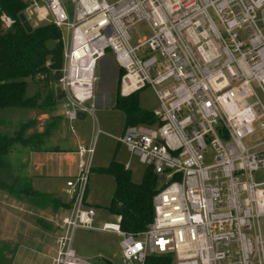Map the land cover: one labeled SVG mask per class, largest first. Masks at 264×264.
Instances as JSON below:
<instances>
[{"label":"built area","instance_id":"obj_1","mask_svg":"<svg viewBox=\"0 0 264 264\" xmlns=\"http://www.w3.org/2000/svg\"><path fill=\"white\" fill-rule=\"evenodd\" d=\"M24 1L32 26L68 35L56 82L66 119L94 117L87 103L107 53L122 72L121 97L150 87L158 102L154 123L129 124L117 137L164 181L152 220L135 233L119 215L93 225L85 196L94 147L79 146L52 264L88 263L72 247L76 228L121 236L126 264L150 254H172V264H264V179L253 177L264 170V0H70V10L63 0ZM0 22L8 30L15 20L3 13ZM139 23L150 35L132 46Z\"/></svg>","mask_w":264,"mask_h":264},{"label":"rangeland","instance_id":"obj_2","mask_svg":"<svg viewBox=\"0 0 264 264\" xmlns=\"http://www.w3.org/2000/svg\"><path fill=\"white\" fill-rule=\"evenodd\" d=\"M105 1L111 4L116 0ZM63 2L70 10V0H63ZM62 35L66 43L69 38L65 29L62 30L61 38ZM149 35L150 30L145 23L137 24L134 28L131 45L135 46L137 41ZM50 46H53V43H50ZM111 57V54L107 53L106 57L98 62L96 68L98 80L94 83V99L87 103V106L93 104L94 117L86 115L84 118H77L71 122L66 119L62 115V99H57L59 88L56 82L41 80V77L28 80L26 92L27 97L37 96L39 106L31 109H0V133L12 136L16 133L21 123L32 121L31 126L25 131V135L34 132L41 133L48 127L50 128L49 135L51 133L54 135L56 133L54 130L57 129L56 131L59 134L58 144L63 149H78L79 146L94 147L85 201L95 210L96 215L93 223L95 227H100L104 222L115 223L117 221V215L108 209L116 184L114 176L100 172L97 168L108 166L112 159L123 166L126 162H129V176L135 183L141 181L146 168L145 165L138 161L137 157L130 154L125 146L117 140V137L124 130L125 118L123 112L115 106L114 86L118 81V76L115 66L110 60ZM107 94V104L99 103L98 97H105ZM136 101L141 109L147 111H153L158 106L157 99L150 87L137 92ZM39 130L41 132H38ZM245 143L247 144L249 141L245 140ZM26 145L30 144H14L7 155L11 170L19 176L23 175L20 170V159L22 156L21 151L27 147ZM80 160V157L76 155V162L61 166L62 172L66 175L68 173L76 175ZM54 165L57 166L58 164L55 163ZM64 174H59L54 177L55 179L51 180H38L40 184L38 186L39 191L44 192L45 190L43 189L49 187V189H53L52 193L54 195L69 202V195L64 190H61V188H65V181L67 180ZM253 177L257 181L263 180L264 170L255 172ZM25 178L28 179L27 177ZM156 179V187H160L164 181L160 177ZM44 182L46 186L42 185ZM48 183H53V186H49L50 184ZM5 194H7L6 191H0V264H10L12 261L9 257L12 254L14 261L12 264H52L50 258L44 257L45 255L43 256L39 251L38 253L36 252L37 249L41 248V252L46 253V249L52 244V240L54 243L52 233L41 227L36 218L40 217L48 223L59 221V218L53 216V214L47 218L45 213L31 209L28 218H26L27 221L21 220L20 208L10 206L7 203L8 198ZM37 200L34 198L31 201L36 203ZM63 212L68 213V210ZM261 222L263 223V220ZM24 232L26 236H24ZM23 239L25 241L29 240L30 244L22 243V247L19 244L16 248V243L22 242ZM120 239L121 236L115 232L76 228L73 232L72 247L76 255L88 261V263L107 264L105 260H108L112 264H126L120 248Z\"/></svg>","mask_w":264,"mask_h":264},{"label":"trees","instance_id":"obj_3","mask_svg":"<svg viewBox=\"0 0 264 264\" xmlns=\"http://www.w3.org/2000/svg\"><path fill=\"white\" fill-rule=\"evenodd\" d=\"M25 7L24 0H0V15L4 13L15 20L14 25L8 30H4L0 22V109H31L39 106L36 95L26 96L28 80L41 77V80L57 82L63 66L64 46L60 30L51 23H40L32 26L31 32H26L18 20L19 13H23ZM50 43H53V46H50ZM121 75L122 72L118 71V81L114 86L115 106L123 112L125 126L135 123H154L152 112L138 106L136 93L128 97L119 95L117 88ZM63 97L64 93L58 90L57 99ZM31 124L32 121L21 123L12 136L0 133V189L17 198L25 196L30 201L39 198L36 203L51 201L57 205L58 200L50 199L47 194L33 190L28 179L15 174L7 159L14 144L35 143L34 145L37 146V143H42L49 135L48 127L41 133L25 135ZM97 169L114 176L116 184L108 209L121 217L120 227L133 233L143 230L153 217L152 196L157 190L156 174L146 167L141 181L135 183L130 179L128 169L114 159L108 166ZM60 205L69 208L71 203L69 201ZM105 262L112 264L108 260ZM172 262V254H150L143 264H172Z\"/></svg>","mask_w":264,"mask_h":264},{"label":"crops","instance_id":"obj_4","mask_svg":"<svg viewBox=\"0 0 264 264\" xmlns=\"http://www.w3.org/2000/svg\"><path fill=\"white\" fill-rule=\"evenodd\" d=\"M106 93V92H105ZM98 102L102 103V104H107V100H108V94L105 95V97L101 96L98 97ZM83 115H79V118H83ZM57 129H55L54 132L55 134L52 135H48L47 137L44 138V140L42 141V143H37V146H31L34 145L33 143L30 145H26L27 147H25L21 153V159H20V170L23 172L22 176H25L28 178V180L31 182V186L33 188V190L37 191L38 193L41 194H47L48 198L50 199H56L59 201V203L53 204L51 201L48 202H44V203H35V202H30V199L28 197H21V198H17L13 195H10L9 193L5 194V196L8 198L7 203L10 206H17L18 208H20V214H21V220H26V218H28V214L31 212L30 210H36L38 212H43L46 214V217L49 218L52 216H57L58 218H60L63 215V211L64 210H68V208L64 207L63 205H60V203H68L67 201L62 200L60 197L54 195V193H52L53 189H49V187L44 188L43 190H45L44 192L39 191V181L41 179H46V180H51V179H55L54 177L58 176L59 174H64L61 170V166L63 165H70L74 162H76V150L75 148H69V149H63L62 147L59 146L58 142H59V134L56 131ZM38 132H41V130H39ZM78 156V155H77ZM10 157V156H9ZM57 163L58 165L55 166L54 164ZM74 173H71V175L68 173L67 175L64 174L67 179L70 177H73ZM47 177V178H45ZM66 182V181H65ZM50 184V183H48ZM42 185L46 186V183H42ZM49 186H53V183H51ZM65 188H61V190H64ZM0 191H3L0 189ZM65 192V191H64ZM86 197V196H85ZM70 201V200H69ZM15 202V203H14ZM86 202V201H85ZM25 211V213H24ZM65 214V213H64ZM38 224L45 228L46 230L50 231L52 233V237L55 236V234L58 231V223L59 221L56 222H46L44 221L42 218L37 217L36 218ZM55 223V224H54ZM24 236H26V233L24 232ZM30 244L29 240L25 241L23 239L22 242H17L16 243V248L18 247V245L20 244V246L22 247L23 244ZM28 247V246H27ZM15 248V251H16ZM31 248V245H30ZM39 248V247H38ZM41 248L39 249H35L36 252L38 253V251L46 258H50L51 262L55 256V245L53 243L52 240V244L49 246L48 249H46V253H42ZM18 250V249H17ZM13 250V252H15ZM20 255V254H19ZM32 256V255H30ZM11 258V261H13V254L9 257ZM12 262L10 264H12ZM17 262V261H16Z\"/></svg>","mask_w":264,"mask_h":264},{"label":"water","instance_id":"obj_5","mask_svg":"<svg viewBox=\"0 0 264 264\" xmlns=\"http://www.w3.org/2000/svg\"><path fill=\"white\" fill-rule=\"evenodd\" d=\"M18 20L22 24V26H23V28L25 29L26 32L29 33V32L32 31V25L29 23V21L27 20L26 16L23 13H19Z\"/></svg>","mask_w":264,"mask_h":264},{"label":"bare ground","instance_id":"obj_6","mask_svg":"<svg viewBox=\"0 0 264 264\" xmlns=\"http://www.w3.org/2000/svg\"><path fill=\"white\" fill-rule=\"evenodd\" d=\"M69 264H88V263L87 262L78 261V262H70Z\"/></svg>","mask_w":264,"mask_h":264}]
</instances>
